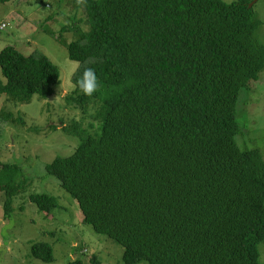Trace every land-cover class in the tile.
<instances>
[{"label":"trees","instance_id":"16d2710c","mask_svg":"<svg viewBox=\"0 0 264 264\" xmlns=\"http://www.w3.org/2000/svg\"><path fill=\"white\" fill-rule=\"evenodd\" d=\"M251 2L73 0L89 30L74 21L63 31L77 39L57 37L80 64L66 100L96 106L100 125L95 135L75 125L81 144L46 172L77 201L84 224L125 248V264H262L264 156L237 140L242 94L264 72ZM0 67V93L15 103L46 100L61 84L40 51L7 46ZM85 67L99 82L92 96L77 89ZM22 175L20 165L1 164L6 219L30 185ZM30 199L47 214L60 207L50 194ZM32 256L55 261L48 243Z\"/></svg>","mask_w":264,"mask_h":264},{"label":"rangeland","instance_id":"374dc122","mask_svg":"<svg viewBox=\"0 0 264 264\" xmlns=\"http://www.w3.org/2000/svg\"><path fill=\"white\" fill-rule=\"evenodd\" d=\"M254 10L262 22L257 37L264 43V0ZM74 21L83 31L89 30L85 14L75 15L73 0H0V52L7 46L26 55L40 51L61 71V84L46 100L35 96L30 103L19 104L0 93V167L2 163L20 165L21 179L30 184L14 197L9 219L4 215L7 195L0 191V264H125V248L84 224L77 201L46 172L54 159L73 155L81 144L79 134H73L75 125L93 135L100 125L96 106L77 109L66 100L76 88L73 77L80 64L69 58L67 47L57 37L62 34L68 44L77 39L75 32L63 31ZM0 81L6 84L1 67ZM239 122L240 147L259 149L264 156V72L242 94ZM37 194L55 196L60 207L51 214L40 211L30 199ZM42 242L53 247L54 262L32 256L33 246ZM259 250L264 264V243Z\"/></svg>","mask_w":264,"mask_h":264},{"label":"clouds","instance_id":"9594fccd","mask_svg":"<svg viewBox=\"0 0 264 264\" xmlns=\"http://www.w3.org/2000/svg\"><path fill=\"white\" fill-rule=\"evenodd\" d=\"M77 89L84 96H92L99 87L97 74L94 69L85 67L77 80Z\"/></svg>","mask_w":264,"mask_h":264},{"label":"water","instance_id":"95a60500","mask_svg":"<svg viewBox=\"0 0 264 264\" xmlns=\"http://www.w3.org/2000/svg\"><path fill=\"white\" fill-rule=\"evenodd\" d=\"M259 0H254L253 2H251L250 4V8L254 7V5L258 2Z\"/></svg>","mask_w":264,"mask_h":264},{"label":"built area","instance_id":"2783aa9c","mask_svg":"<svg viewBox=\"0 0 264 264\" xmlns=\"http://www.w3.org/2000/svg\"><path fill=\"white\" fill-rule=\"evenodd\" d=\"M5 26V25H4ZM2 29V28H1Z\"/></svg>","mask_w":264,"mask_h":264}]
</instances>
